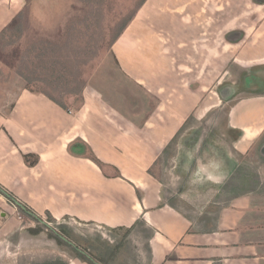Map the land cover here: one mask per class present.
Listing matches in <instances>:
<instances>
[{
	"label": "crops",
	"instance_id": "crops-1",
	"mask_svg": "<svg viewBox=\"0 0 264 264\" xmlns=\"http://www.w3.org/2000/svg\"><path fill=\"white\" fill-rule=\"evenodd\" d=\"M234 1L147 0L127 27L143 28V52L117 50L127 31L113 46L121 89L87 84L79 110L12 90L14 70L0 65V185L39 218L0 195V264H116L122 242L143 235L130 264H264V1L246 0L232 20ZM19 4L0 0V33ZM201 69L220 77L213 92L230 107L218 136L217 120L208 137L187 130L183 103L172 115L157 105L162 121L151 111L173 76ZM79 141L85 156L70 152Z\"/></svg>",
	"mask_w": 264,
	"mask_h": 264
},
{
	"label": "rangeland",
	"instance_id": "rangeland-1",
	"mask_svg": "<svg viewBox=\"0 0 264 264\" xmlns=\"http://www.w3.org/2000/svg\"><path fill=\"white\" fill-rule=\"evenodd\" d=\"M19 1H20V4L17 7H21L20 12H24V24H25L26 0H18V3ZM78 1L80 3V10L75 14L74 18L65 27L64 32L56 40L45 39V40H50V41L57 43L60 51H56L54 53L52 52L44 53L42 49L40 50L38 49L36 50V52H34L35 54H33L32 60L29 62L30 64H26L29 66V69H27L26 71L31 72L30 76L27 73L26 75H28L31 78L36 77L40 81V82H35L31 85L32 87H34V89L39 88L40 90L48 92L55 98L61 100L62 102L65 101L66 103H69L68 101H71V99H69L68 97L69 92L73 90L78 91L79 87L80 86L84 87L86 83L91 86H94L95 88H98L99 91L103 92V94L106 96L107 94L105 90H109V89L111 90V88H116L119 90L121 89L120 84H122L121 82H119V80L121 81L120 79L121 77H119L118 74L116 78H114V76L110 74V73H116V72L118 73L117 67L119 66L118 65L119 63L117 64L114 58V55H115L114 49H113L114 44L111 46V49H110L111 51L109 50V45H110L109 42H110L111 36L116 32L115 30L117 29V26L120 24L122 20H120L119 23H116L115 28L113 29H112V21L103 20L102 24L99 27L96 26V24H94L92 21H90L89 24L92 26L90 29V34L92 30L93 32L96 31L95 36L97 38V41L95 45L92 44L93 41L92 43L89 42L90 40L89 36L79 37V38L76 37L77 41L76 42L73 41L70 44L69 42L72 39L70 40L69 38V29L71 28L72 24L80 22L81 20L85 18L84 16L81 17V15H84L87 13L88 15L89 13H91L92 15L95 12L94 11L95 9H101L103 15L105 14L104 8H102L101 6L91 7L89 5L82 3L80 0ZM137 1L134 7L132 6L134 10H135ZM245 1L246 0H238V1L233 2L234 10L231 16V18H233L232 20L239 18L238 12H236V10L237 8L238 9L241 8V6H244ZM114 2L115 0H106L104 7H107V9L105 10H107L110 16V19L113 21H116L114 20L115 18L112 15L113 13H111L110 10L108 9L114 4ZM126 2L127 0H117V5L125 4ZM248 2L251 5L252 2L254 3L255 1L252 0V2H250V0H248ZM7 7H9V5ZM86 7H88V9ZM85 8L87 10H85ZM83 10H85V12ZM17 15H15L14 17L10 19L6 27H9V26H12L18 23L16 20ZM251 16L252 17L254 16L253 13H250V16H248L249 21H251V18H252ZM245 19L247 20V18ZM241 23H242L241 19L240 20L238 19V22L236 24H241ZM142 27H144V23H142ZM80 30L83 31L81 28ZM125 31H127V35H124ZM125 31L121 35V36L124 35L123 36L124 38L122 37L123 39L122 41L123 43L129 44V45H126L125 47V44H122V46L124 45V47L120 45L117 47V50H122L128 56L130 57L132 56L135 59L136 52H139V53L143 52L142 51L143 42L145 38L143 34V28L142 30H140L139 36L136 35L133 28H130L128 30L126 28ZM159 38H161V35L159 36ZM42 39L44 38L32 39L29 37H25L23 40L17 41L12 46V44H8L9 41L11 40V36L6 35L4 37V41L2 40L0 41V65H6L9 69L14 70L15 80L12 83L13 85L12 90L14 89L20 90L23 87V85H25L26 80H24L19 75H16V70L20 62L23 61L24 57L26 56V53H25L27 49L26 45L27 44L30 45L31 43H36ZM221 39L222 37L220 36V33H218V35L216 36V40L218 42V49L220 50L222 47L220 44ZM26 40H28L29 42L26 43L25 42ZM138 41H141V42L138 43ZM76 45H79V47H82L78 53L79 58L83 59L84 61L86 59L92 58L91 60L87 61L82 66H79L78 64L75 65V63L70 60L72 58V54L74 53L73 52L74 46ZM89 45H91L90 48H88ZM67 46H69V49L66 48ZM234 49L236 50H233V53H235V51H237L238 48L234 47ZM62 50L64 52H62ZM70 50H72L70 53L71 58L68 59ZM136 61L138 62L137 66L139 69L140 68L145 69L143 60H141L140 62L138 60ZM160 63H161L160 61H155L153 63L154 64L153 66L160 68ZM203 64H204V61H202L201 65L203 66ZM210 74L211 75H208L207 71H205L204 69H201L200 76L198 75L197 72H195V75H186L182 72H179L177 75L172 77L173 78L172 81H169L170 83L169 92L170 93H163L162 96L160 94L161 99L157 98V100L153 102L154 108H152L151 111L153 110V113L155 114L158 108L157 105H159L160 103H163V105H167V106L169 105L167 112L169 115H172V112L179 110L181 103H183L182 107L184 111H182L181 115L183 114L182 115L183 117L184 115H189V119H188L189 123L186 122V127H185L186 129L188 128L187 130H190L191 127H194V128L197 127V129L199 130L196 129V132L198 131L197 133H199V131H201L203 134H206V137H208V135L211 132H213L214 134H217V136L222 131L227 132V127L224 124V119L226 116V110H229L230 107L227 105L225 106L224 103L220 101L221 99L218 98L217 93L213 92L215 85L218 84V82H220L219 80L220 77L216 76L214 73H210ZM94 75H99V77L103 79L102 84L101 83L99 84V82L96 81L97 78L96 80L92 79ZM0 77H1V71H0ZM38 79H36V81H38ZM127 84L129 85L128 82ZM157 85H160V83H158ZM178 89L182 91L174 93V91ZM11 91H9L10 94H11ZM108 100L109 102H111L109 98ZM163 105L156 113L158 121L160 120L162 121V118H163V114H164V112L162 111V109L164 108ZM74 106L75 107H72V109L77 110L78 103L76 102ZM196 111H197L198 117L200 115L203 116L201 121H204V122L200 126H199L200 123L196 125L197 121H196V118L194 117V114ZM216 120L217 122L219 121L218 124L214 127L211 126V129H210L211 132L208 131L209 127L207 126L206 123L208 121L216 122ZM194 128H191V129H194ZM199 163L200 162H198V164ZM158 173L159 171L158 169H156L155 174L158 175ZM188 174L189 175L187 177L189 178V180H196L198 178L194 170ZM190 175H191V178H190ZM144 234L146 233L144 232ZM142 238L144 239L142 241L136 240L135 237L131 238L128 241L127 240L123 241L124 243L122 242V246L125 244L126 248L123 250L121 259L116 260L115 263L116 264H130L131 261H133V257L134 258L136 257L139 249L141 248L140 245L143 244L144 250H145L146 241H145L144 235ZM119 241L121 240L118 239V242ZM136 260L140 264H143L144 262L146 263L145 260L139 261L137 258Z\"/></svg>",
	"mask_w": 264,
	"mask_h": 264
},
{
	"label": "trees",
	"instance_id": "trees-1",
	"mask_svg": "<svg viewBox=\"0 0 264 264\" xmlns=\"http://www.w3.org/2000/svg\"><path fill=\"white\" fill-rule=\"evenodd\" d=\"M82 3L89 5L91 7H104L106 0H80ZM147 0H139L137 1V4L135 6V10L125 19H123L120 24L117 26V29L115 30L116 32L111 36L110 42H109V50L111 49V46L120 38V36L123 34V32L125 31V29L128 27V25L130 24V22L135 18L136 14L138 13V11L140 10V8L144 5V3ZM258 2V0H255ZM95 12L91 15V13H89V15H87L83 20H81L80 22L74 23L72 24L71 28L69 29V38H70V44L73 41H77V38L79 37H87L89 36L90 40L89 42L92 43L93 41V45H95L97 38L95 36L96 31L91 32L90 34V29H91V25L89 24L90 21H92L94 24H96V26H100L104 20L103 17V13L101 9H95ZM17 22L15 25L6 27L1 33H0V41H4V37L6 35H10L11 36V40L9 41L8 44H15L17 41L19 40H23L26 36H25V29H24V12H20L17 15L16 18ZM80 28L84 31H81ZM77 33V35H76ZM77 37V38H76ZM26 43H28L29 41L26 40ZM25 43V45H26ZM27 49H26V56L24 57V60L20 62V64L18 65V68L16 70V75H19L20 77H22L25 81V85H23V87H25L26 89H29L33 92H42L44 94L47 95V97H49L52 101L56 102L58 105H60L62 108H64L67 111H72V107H75L74 105L76 104V102L78 103V109L79 110L82 106H83V102H84V90L86 88V85L80 86L78 91L73 90L70 91L68 94L69 99H71V101H68L69 103H66L65 101H61L57 98H55L54 96H52L50 93L45 92L40 90L39 88L34 89V87H32L31 85L35 82H40L38 78H31L29 77L31 72H27L26 70L29 69V66L26 64H30L29 62L32 60L33 54H35L34 52H36V50H40L42 49L44 51V53L46 52H56V51H60L59 46L57 43L50 41V40H45L42 39L36 43H31L30 45H26ZM91 45L88 46V48H90ZM67 49H69V46L66 47ZM82 47H79V45L74 46V50H73V54H72V58L70 57V53L72 50L69 51V57L68 59H70L72 62L76 64H78L79 66L84 65L87 61L91 60L92 58L86 59L85 61L81 58H79L78 53L80 51ZM83 51V50H82ZM111 51V50H110ZM62 52H64L62 50ZM115 61L118 64V61L114 55ZM119 65V64H118ZM29 74L28 75H26ZM28 76V77H27ZM36 79H38V81H36ZM31 83V84H29ZM31 87V88H30ZM75 109V108H74ZM77 145H80L82 147H86V145L84 144V142H77L74 145H70V152L75 155V156H85V152L80 151L77 148ZM89 155L87 156L92 162H94L98 167H100V169L104 168V164L96 157V155L92 152V150L89 148ZM151 173V170H150ZM115 177L117 178H123L122 175L120 174V172L117 170L115 173ZM0 195H2L3 197H5L11 204H13L20 213L26 215L27 217L34 219V220H39L38 217H36L34 215V213L22 202H20L13 194H11L10 192H8L6 189H4L1 185H0ZM53 221V217L52 215H50V213H48V221ZM39 222V221H38ZM78 258H80L81 260H85V261H89L92 263H95V261H93L91 258H88L87 255L81 253L78 249H75ZM105 264V263H104Z\"/></svg>",
	"mask_w": 264,
	"mask_h": 264
},
{
	"label": "water",
	"instance_id": "water-1",
	"mask_svg": "<svg viewBox=\"0 0 264 264\" xmlns=\"http://www.w3.org/2000/svg\"><path fill=\"white\" fill-rule=\"evenodd\" d=\"M79 10L78 0H26L25 36L56 40ZM260 154L264 157V145Z\"/></svg>",
	"mask_w": 264,
	"mask_h": 264
},
{
	"label": "flooded vegetation",
	"instance_id": "flooded-vegetation-1",
	"mask_svg": "<svg viewBox=\"0 0 264 264\" xmlns=\"http://www.w3.org/2000/svg\"><path fill=\"white\" fill-rule=\"evenodd\" d=\"M136 1L137 0H127V2L125 4L117 5V0H115L116 3L114 2V4L111 7H109L108 9L110 10L111 13H113L112 15L115 18L114 20H116V21H113L110 19V16H109L107 10H105V9H107V7H102V8H104V13H105L103 15L104 20L112 21V29L115 28L116 23H119L120 20H123L124 18L128 17L133 12V10H134L133 7H134ZM86 8L88 9V7H86ZM86 8H85V10H87ZM85 10H83V11L85 12ZM87 15H88V13L81 15V17H83V16L86 17ZM220 94H221V91H220ZM77 148H80V150H81L80 145H77Z\"/></svg>",
	"mask_w": 264,
	"mask_h": 264
}]
</instances>
